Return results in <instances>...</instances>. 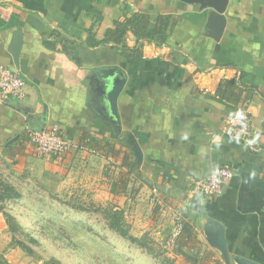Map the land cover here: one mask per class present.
<instances>
[{
    "label": "crops",
    "instance_id": "1",
    "mask_svg": "<svg viewBox=\"0 0 264 264\" xmlns=\"http://www.w3.org/2000/svg\"><path fill=\"white\" fill-rule=\"evenodd\" d=\"M127 11L169 15L167 45L137 49L130 35L123 46H86L90 33L103 39ZM226 17L216 41L207 14L181 0H0V64L27 83L24 100L0 104V178L94 189L104 181L111 199L146 203L154 218L177 212L193 225L196 263L226 264L205 235L210 218L224 227L230 264H264V0H230ZM19 30L16 68L9 49ZM110 68L127 77L120 131L92 95L94 74ZM243 106L258 153L227 132V118ZM54 124L74 147L61 159L38 156L29 132ZM224 165L234 177L221 196H190L196 178ZM4 226L0 212V264H20L3 252Z\"/></svg>",
    "mask_w": 264,
    "mask_h": 264
},
{
    "label": "rangeland",
    "instance_id": "2",
    "mask_svg": "<svg viewBox=\"0 0 264 264\" xmlns=\"http://www.w3.org/2000/svg\"><path fill=\"white\" fill-rule=\"evenodd\" d=\"M3 176V252L12 254L20 264H162L166 257L176 264H192V259L176 257L171 251L170 239L180 222L177 212L164 210L154 218L146 203L111 199L104 181L94 189L88 183L76 186V180L73 185L58 187L54 181L42 183L37 176L32 181L28 175L23 180V176L14 180ZM13 184L21 193L4 199L3 188ZM118 206L130 234L143 238L146 247L140 248L108 227L107 211ZM10 215L15 228L8 224ZM199 261L195 263L203 264Z\"/></svg>",
    "mask_w": 264,
    "mask_h": 264
},
{
    "label": "built area",
    "instance_id": "3",
    "mask_svg": "<svg viewBox=\"0 0 264 264\" xmlns=\"http://www.w3.org/2000/svg\"><path fill=\"white\" fill-rule=\"evenodd\" d=\"M208 91L204 88V92ZM27 96V83L18 71L0 64V104L9 100H24ZM227 132L235 138L241 139L252 152H260L262 149L256 138L251 123V113L247 107L239 108L226 120ZM29 141L38 156H47L61 159L65 157L74 147L67 140L60 127L54 124L44 129H36L29 132ZM234 177L233 169L229 165L214 168L208 176L196 178L193 181L190 196L219 197L224 193L226 184ZM182 219L177 223V228L170 239L173 247L179 236Z\"/></svg>",
    "mask_w": 264,
    "mask_h": 264
},
{
    "label": "trees",
    "instance_id": "4",
    "mask_svg": "<svg viewBox=\"0 0 264 264\" xmlns=\"http://www.w3.org/2000/svg\"><path fill=\"white\" fill-rule=\"evenodd\" d=\"M171 27V17L169 15H157L155 17L143 14L133 13L129 11L124 13V19L121 21H114L113 28L108 29L103 39H95L94 34L89 35L86 46L94 47L104 44H114L117 46H123L130 35H132L136 41L137 49L144 43H154L158 46H166ZM54 37L57 38L58 34L54 33ZM6 194H2L5 199L12 198L13 196H19V193L15 192L13 187L7 186L3 188ZM11 193L13 195H11ZM8 224L15 228V221L13 217L7 216ZM108 227L120 235L122 238L129 240L131 243L138 245L140 248H144L145 243L143 238H138L130 234L129 229L125 225L121 209H109L107 211ZM182 229L179 236L176 239L171 251L176 257L183 259H192L196 261L199 257L200 242L197 239L196 232L193 225L184 220L181 221ZM151 254L150 252H148ZM203 263L204 257L201 258ZM162 264H176L174 260L166 257L161 260Z\"/></svg>",
    "mask_w": 264,
    "mask_h": 264
},
{
    "label": "water",
    "instance_id": "5",
    "mask_svg": "<svg viewBox=\"0 0 264 264\" xmlns=\"http://www.w3.org/2000/svg\"><path fill=\"white\" fill-rule=\"evenodd\" d=\"M188 5H197L201 12L207 14V35L214 40H220L224 33L227 24L226 11L230 0H181ZM13 41L10 46V53L13 57V62L16 68H20V55L23 47L22 31L14 32ZM127 77L123 70L118 68H110L99 70L94 74L92 87V95L94 96L101 111L107 115L116 131L121 130V119L119 113V98L126 85ZM136 153L139 157V162L142 159L140 148H136ZM204 232L211 246L216 248L226 264H230V258L227 249V243L224 235V227L219 222L208 219L204 227ZM250 264V262H243Z\"/></svg>",
    "mask_w": 264,
    "mask_h": 264
}]
</instances>
